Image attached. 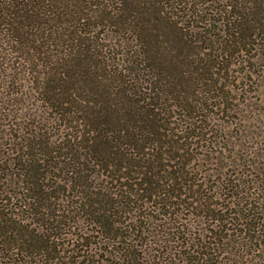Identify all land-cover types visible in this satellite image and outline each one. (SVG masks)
I'll return each instance as SVG.
<instances>
[{"label":"trees","instance_id":"1","mask_svg":"<svg viewBox=\"0 0 264 264\" xmlns=\"http://www.w3.org/2000/svg\"><path fill=\"white\" fill-rule=\"evenodd\" d=\"M259 65L264 0H0V264H250L211 119Z\"/></svg>","mask_w":264,"mask_h":264},{"label":"rangeland","instance_id":"2","mask_svg":"<svg viewBox=\"0 0 264 264\" xmlns=\"http://www.w3.org/2000/svg\"><path fill=\"white\" fill-rule=\"evenodd\" d=\"M236 77H238V82L233 87H226V90H230L228 102L225 100L227 108H221L212 116L211 123L214 130H220V134L218 133L217 138H213V141L218 144L211 147H235V153L232 154L237 153L243 159L244 167L233 162L235 163V167L232 166L234 173L232 174V169H229L228 176L231 174L235 178L248 181L250 188L246 186L245 189L252 190L249 194L252 198L250 202L259 208L255 209L259 212L255 217L259 220L260 212L263 213V217L259 220L261 227L255 235L259 236L258 239L249 243L252 250L244 247L241 253L247 257L250 264H264V246L261 245L258 250L255 248L258 241L264 239V183L260 186L255 184L263 177L257 171L253 174L247 171L249 169L247 165L256 163L262 168L261 173H264V66L259 65L254 68L253 74L241 70ZM226 141H230V146L225 144ZM222 161L227 163L226 159ZM241 172L247 175H242ZM81 217L80 219L85 222L79 223L78 226L80 228L83 226L84 231L86 229L95 231L94 226L87 224L89 218L85 215ZM91 239L97 241V238L92 237Z\"/></svg>","mask_w":264,"mask_h":264}]
</instances>
